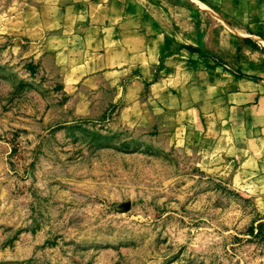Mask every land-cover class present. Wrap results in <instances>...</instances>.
I'll list each match as a JSON object with an SVG mask.
<instances>
[{
    "label": "rangeland",
    "instance_id": "rangeland-1",
    "mask_svg": "<svg viewBox=\"0 0 264 264\" xmlns=\"http://www.w3.org/2000/svg\"><path fill=\"white\" fill-rule=\"evenodd\" d=\"M131 1L199 26L209 55L233 48L204 4ZM28 4L0 0V264H264V192L196 130L148 129L121 88L45 60Z\"/></svg>",
    "mask_w": 264,
    "mask_h": 264
},
{
    "label": "crops",
    "instance_id": "crops-1",
    "mask_svg": "<svg viewBox=\"0 0 264 264\" xmlns=\"http://www.w3.org/2000/svg\"><path fill=\"white\" fill-rule=\"evenodd\" d=\"M28 2L42 14L32 34L52 31L37 46L45 60L70 63L72 77L94 91L121 88L113 92L123 96L119 109L139 112L148 129L174 138L181 131L187 141L196 130L199 143L235 161L246 184L264 192V0H192L230 33L222 59L203 51L199 26L175 30L172 17L163 24L131 0Z\"/></svg>",
    "mask_w": 264,
    "mask_h": 264
}]
</instances>
